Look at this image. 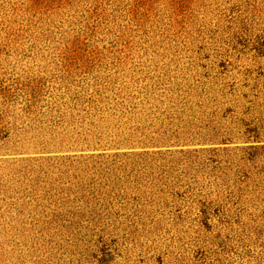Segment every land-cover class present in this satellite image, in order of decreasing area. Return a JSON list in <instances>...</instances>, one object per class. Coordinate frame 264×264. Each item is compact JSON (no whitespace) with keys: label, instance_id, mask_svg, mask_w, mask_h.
<instances>
[{"label":"rangeland","instance_id":"rangeland-1","mask_svg":"<svg viewBox=\"0 0 264 264\" xmlns=\"http://www.w3.org/2000/svg\"><path fill=\"white\" fill-rule=\"evenodd\" d=\"M0 264H264V0H0Z\"/></svg>","mask_w":264,"mask_h":264}]
</instances>
